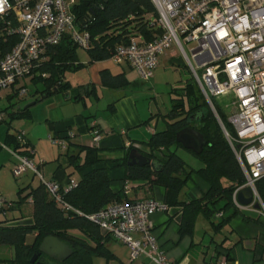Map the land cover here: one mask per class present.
<instances>
[{"label": "built area", "instance_id": "2783aa9c", "mask_svg": "<svg viewBox=\"0 0 264 264\" xmlns=\"http://www.w3.org/2000/svg\"><path fill=\"white\" fill-rule=\"evenodd\" d=\"M152 1L159 13L156 24L161 33L150 41L139 34L131 35L128 43L116 46L111 59L120 65L128 63L141 79L150 81L160 56L176 45L186 58L191 76L213 107L212 97H231L226 106L232 109L228 119L235 130L233 136L218 114L217 117L246 177V182L235 188L233 202L241 209H255L253 203L259 201L262 208L258 211L264 215V202L256 187V182L264 177V0ZM77 2L0 0V25L5 24L9 33L20 36L18 43L0 59V93L11 88L25 95L27 89L22 81L33 76V70L46 59L49 49L58 45L65 35L83 49L91 47L90 33L75 23L73 7ZM9 14L16 19V27L12 26ZM189 43L194 44L191 55L185 46ZM5 118L6 113L0 107V124ZM16 137L21 146L19 150L28 149V155L5 145L16 157L12 167L15 177L31 170L66 214L85 216L102 232L126 245L130 264L140 257H145L150 264H176L167 257L154 235L150 218L157 211L169 210L165 201L121 200L86 214L65 199L77 179L69 178L66 184L47 179L40 169L46 160L33 159L37 150L27 145L26 132L18 131ZM49 138L63 150L67 148L64 137L51 135ZM100 138V132L95 130L93 142ZM133 145L130 140L126 142L127 148ZM244 188L254 192V201L247 206L238 201V194ZM128 191L129 187L125 189ZM9 205L0 194V210ZM213 264L227 263L221 258Z\"/></svg>", "mask_w": 264, "mask_h": 264}, {"label": "trees", "instance_id": "16d2710c", "mask_svg": "<svg viewBox=\"0 0 264 264\" xmlns=\"http://www.w3.org/2000/svg\"><path fill=\"white\" fill-rule=\"evenodd\" d=\"M73 11L76 25L91 35L92 45L88 54L92 61L110 59L116 46L128 43L133 34H139L150 41L161 33L156 24L159 13L152 0H78ZM8 18L12 26L18 25L13 14H9ZM19 39L17 33L8 32L5 24L0 25V59ZM78 48L77 43L69 35H65L58 45L49 49L46 59L33 70V76L30 77L32 81H44L46 87L41 93H52L55 89L65 92L70 88L71 83L65 81V73L67 70L80 68ZM101 78L103 84L109 87H121L127 83L124 73L114 75L108 69L101 70ZM14 91L20 95L19 91ZM171 95V106L162 114L166 127L151 135L146 142L147 149L137 145L130 147L121 165L127 178L162 186L165 190L164 201L168 206L181 207L182 235L193 234L199 215L205 216L220 231L235 215L244 214L234 204L233 192L237 185L246 182V177L216 114L232 136L235 134L234 127L228 119L221 97H212L215 114L192 76L183 85L173 87ZM9 107L1 109L12 118L22 117L26 112L25 109ZM188 126L199 130L207 140L200 154L186 149L202 161L203 166L197 169L178 154V149L184 147L177 142L176 133ZM27 141V145H31L29 139ZM5 145L16 151L21 148L16 135L11 133L7 134ZM72 146L75 147L73 151L70 149ZM132 149L146 155L151 162L142 166L128 164ZM27 150L21 149L19 152L28 155ZM63 151L66 159L60 166L66 163L65 169H71L69 178H73L74 174L79 175L76 186L65 194L69 203L84 213L91 214L121 200L120 194L111 187V167L107 163L112 159L103 157L100 147L72 145L68 142ZM193 174L205 180L209 189L199 199L182 201L181 192ZM256 187L264 202V177L256 182ZM28 188L29 186L22 188L19 194ZM29 198L33 200L31 222L10 224L8 220L0 221V244L10 245L15 249L14 258H0V264H37L31 262V257L48 235L59 237L73 251L68 260H56L58 263L92 264L94 257H103L107 261L117 258L107 246L112 237L102 233L99 226L85 216L66 214L42 183L20 198L16 205L21 207ZM31 234L34 239L27 243V236Z\"/></svg>", "mask_w": 264, "mask_h": 264}, {"label": "crops", "instance_id": "0c3cea01", "mask_svg": "<svg viewBox=\"0 0 264 264\" xmlns=\"http://www.w3.org/2000/svg\"><path fill=\"white\" fill-rule=\"evenodd\" d=\"M174 47L177 46L174 45L169 49L171 51L167 50L168 52L160 56L159 64L161 62L180 64L175 60ZM86 54L87 57L83 61L78 54L80 63L78 69L85 71L81 82L69 80L66 77V71L65 81H69L71 86L65 92L58 91L65 94L64 97H55L53 101L45 102L46 99L52 100L48 98L53 94L50 91L42 98L37 97L32 102L24 103V106L20 105L18 108L26 111L22 117H8L9 114L6 112L4 122H8L10 127H4V122L0 124V177L4 169H9V167L12 169L16 162V157L5 147L7 134L11 133L15 136L18 131H25L31 145L38 148V155L33 156V159L37 162L40 157L46 160L43 165H40L44 176L66 184L71 169H65L66 163L60 166V160L64 157L60 156L64 154L63 149L58 145L61 150L55 148L50 150L43 145L39 150L40 144L47 145L45 139L50 140L51 135L60 136L66 137V142L72 145L100 147L103 157L112 159L107 163L111 167V187L114 192L120 194L121 200L151 198L164 201L165 190L162 186L152 185L144 180L127 178L125 169L121 165L129 150L126 142L130 140L135 145L147 149L146 142L158 130L152 126V123L162 114L151 118L155 115L151 108V117L147 119L148 114L139 109L134 97L128 95L127 87L133 82L143 80L128 63L116 64L111 58L92 61L88 52ZM102 69H108L114 75L124 73L127 83L121 87L104 85L101 78ZM190 77L191 75L183 82ZM183 84L180 82L178 85ZM92 100L96 101V105ZM15 119L18 120L16 121L17 126H13ZM95 130L101 134L100 140L96 143L93 142ZM70 149L73 151L75 147L72 146ZM50 151L56 154L52 156ZM115 159L117 161L114 162ZM35 176L31 170H27L21 177H18L17 181H10L7 185L0 184V194L12 203L11 206H5L0 211V221L8 220L10 224L31 222L33 205L30 198L21 207L16 205V202L41 183L39 178L36 182ZM73 178L79 179V175L74 174ZM189 182H192V185ZM189 182L181 192L182 201L189 202L192 199H199L209 189L208 183L197 174H193ZM27 186L29 188L19 194V191ZM127 187L129 191L125 192ZM28 206H31L30 209ZM239 209L244 214L235 215L220 231L216 230L205 216L199 215L192 235L180 233L181 207H169L168 211H157L150 218L154 235L165 250L167 257L176 264H213L221 258H225L227 264H264V215L262 213L256 215L251 213L252 211L246 213L244 209ZM256 218L259 219L256 220ZM124 247H126L125 260L118 252L111 248L110 250L123 264H130L129 248L126 245ZM14 256L15 249L12 247L10 259ZM131 264H150V262L145 257H140Z\"/></svg>", "mask_w": 264, "mask_h": 264}, {"label": "rangeland", "instance_id": "374dc122", "mask_svg": "<svg viewBox=\"0 0 264 264\" xmlns=\"http://www.w3.org/2000/svg\"><path fill=\"white\" fill-rule=\"evenodd\" d=\"M186 49L191 55L190 49L194 47L193 43L186 44ZM171 51V50H169ZM174 51L176 54L175 60H177L180 64L179 65H174V64H167L166 62H161L159 64L158 69L155 71L154 77L150 81H143V80H138L137 82L131 83L127 88H128V95L130 97H134V101L138 103L139 109L145 111L147 115V119L151 117V112L155 114H165L170 106H171V90L173 87H176L178 84L184 83L183 81L191 75L190 68L188 66V63L186 61V58L183 56L182 52L180 49L177 47H174ZM78 54L80 55L81 61L86 59L87 57V52L88 50L83 49L81 47L78 48L77 50ZM168 52V51H167ZM110 64V63H109ZM111 64H113L111 62ZM201 72V70H200ZM85 75V71L83 69H70L67 70V75L66 77L69 80H72L73 82H81L82 78ZM22 83L25 84V87L27 89V93L25 95H18L15 93L13 89H7L5 91L1 92V98H0V107L1 108H8L9 106H14L18 108L20 105L24 106V103L27 102H32L37 99V97L42 98L43 95L46 93H41L40 90L45 89V83L42 80H37V81H32L30 78H26L22 81ZM52 95L48 98L52 100H45V102H51L55 99V97H64L65 94L58 92V90H52ZM9 96V98H8ZM52 97V98H51ZM231 97H221V100L223 101L224 108L226 109V112L228 113V116L232 112V109L227 107L226 104H228L231 99ZM95 105L96 101L92 100ZM10 108V107H9ZM152 108V111H151ZM150 109V110H149ZM8 115V114H7ZM157 116V115H156ZM9 117V115H8ZM16 121H13V126H17ZM16 124V125H15ZM4 127H10L8 122H4L3 124ZM152 126L157 128L158 130H163L166 127V121L163 119L162 115H160L158 120H155L152 123ZM44 141H46L47 145L40 144L39 150L42 149V146L44 145L45 148L53 150L51 148L59 149L61 148L58 145H53L52 142L47 138ZM50 147V148H49ZM35 149L38 151L37 146H35ZM5 153V152H4ZM3 153V155H4ZM51 153V151H50ZM56 154V152H52L51 155ZM178 154L182 156L186 162L192 166L193 168H200L203 166L202 161L197 158L194 154L189 152L188 150L184 148H179L178 149ZM38 155V152L37 154ZM64 156V155H60ZM38 157V156H37ZM60 161L64 162V157H62ZM52 161V160H51ZM50 161V162H51ZM19 179L18 177H15L14 174L12 173V169H4L1 172V177H0V184L7 185L10 181H17ZM36 182L39 181L38 176H35ZM190 185H192V182H189ZM31 206H28V209H30ZM246 213H255L256 215L260 214V212L256 209H244ZM106 234L105 232H102ZM34 236V235H33ZM31 235L27 236V243H30L33 241L34 237ZM108 247L113 249L114 251L118 252L119 255L125 260L126 257V247H124V244L118 240H115L114 238H110L108 240ZM11 253H12V246L6 245V244H0V258L8 260L11 258ZM111 259L112 261L109 262L107 261L106 258L103 257H94L92 260V264H123L118 259ZM129 261H130V255H129Z\"/></svg>", "mask_w": 264, "mask_h": 264}, {"label": "water", "instance_id": "95a60500", "mask_svg": "<svg viewBox=\"0 0 264 264\" xmlns=\"http://www.w3.org/2000/svg\"><path fill=\"white\" fill-rule=\"evenodd\" d=\"M208 103L210 104L212 110L216 114L215 108L212 106V104L209 101ZM221 127L224 130L222 124ZM176 140L177 142L181 143L185 149L192 150L196 154L202 153L205 145L207 144V140L205 139L204 135L199 130L191 126L179 130L176 133ZM128 158H129L128 164L130 165L142 166L151 162L146 155H144L143 153L139 152L136 149H132L130 151ZM238 201L243 206L252 204L254 201L253 190L251 188L242 189L238 194ZM253 206L256 210H260L262 208V205L259 201H255L253 203ZM41 253H44L50 257L56 258L58 261H61V260L69 259L72 256L73 251L69 247V245L64 243L59 237L55 235H48L40 243L38 251L33 253L31 257V262L37 264H61L55 261H50L47 258L38 259L39 254Z\"/></svg>", "mask_w": 264, "mask_h": 264}, {"label": "flooded vegetation", "instance_id": "af4514ba", "mask_svg": "<svg viewBox=\"0 0 264 264\" xmlns=\"http://www.w3.org/2000/svg\"><path fill=\"white\" fill-rule=\"evenodd\" d=\"M49 259L50 261H55L56 262V258H54V257H50V256H48V255H46V254H44V253H41V254H39V257H38V259ZM68 260V259H67ZM58 261V260H57ZM61 261H66V260H61Z\"/></svg>", "mask_w": 264, "mask_h": 264}]
</instances>
